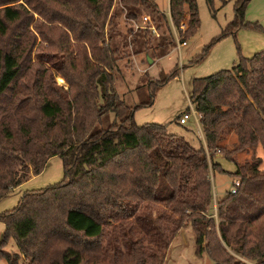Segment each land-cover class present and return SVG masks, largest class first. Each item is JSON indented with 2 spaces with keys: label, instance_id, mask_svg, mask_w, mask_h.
I'll return each mask as SVG.
<instances>
[{
  "label": "trees",
  "instance_id": "1",
  "mask_svg": "<svg viewBox=\"0 0 264 264\" xmlns=\"http://www.w3.org/2000/svg\"><path fill=\"white\" fill-rule=\"evenodd\" d=\"M247 2L236 3L220 38L249 25L242 22ZM143 13L161 34L130 27L127 41L116 29L120 18L137 21ZM172 25L180 41L196 32L195 0H169L168 15L153 0H0V200L52 157L63 169L59 181L26 190L0 213L6 264H166L171 242L188 225L195 252L212 264H247L237 255L264 264L261 158H234L264 151V51L193 79L189 101L204 138L195 146L167 124L133 122L134 109L150 105L176 70L146 79L148 99L133 108L114 87L126 56L144 51L153 60L176 47ZM111 114L114 121L100 127ZM220 156L235 168H222ZM214 170L239 180L220 200L216 220L208 214ZM10 236L18 251L2 248Z\"/></svg>",
  "mask_w": 264,
  "mask_h": 264
},
{
  "label": "rangeland",
  "instance_id": "2",
  "mask_svg": "<svg viewBox=\"0 0 264 264\" xmlns=\"http://www.w3.org/2000/svg\"><path fill=\"white\" fill-rule=\"evenodd\" d=\"M153 1L161 11L167 12L168 0ZM195 1L199 26L196 32L187 38L186 45L179 48L177 46L173 47L165 56L153 59L151 64L146 61L144 51L137 55L131 54L130 57L126 56L119 62L122 73L121 76L120 74L117 76L114 87L127 104L133 108L148 99L149 90L147 85H145L146 79L149 80L151 78L158 81L176 70V77L154 89L153 101L150 105L139 106L134 109L133 122L137 125L145 123L167 124L170 132L180 134L193 145L199 146L200 143H203V140L198 129L196 117L193 116L189 107L192 81L194 78L204 77L221 69L231 68L237 63L239 56L250 57L256 52L264 51V0H248L242 22L249 25H242L235 29L233 33L223 35L221 38L220 36L229 29L228 27L234 19V6L241 0ZM142 15L147 14L143 13ZM185 20L187 21V18ZM144 25L146 26L147 24L143 23L142 16L137 21L125 20L124 16H122L116 29L122 35H125L130 27L133 28L132 32H135L137 27L144 28ZM161 31L162 29L156 30V33L151 32L157 35L161 34ZM127 35L128 41L130 34ZM118 36L120 38L124 37ZM104 38L107 40L106 35ZM40 41L41 39L37 38V44ZM44 44L46 45V43ZM205 48L207 49L206 54L199 61H194L196 57L202 54ZM124 49L131 52V45H126ZM44 65L48 66L49 63H44ZM145 73L149 77L143 78ZM56 81L58 84H65L62 78L58 77ZM188 107L190 112L187 110ZM187 112L190 114L187 122L180 124L178 117ZM114 119V115L111 114L108 119L102 121L100 127H106ZM226 136L224 143L231 146L235 138L229 133ZM254 156L261 158L258 168L264 172V151L261 146L234 154V158L239 164L253 160ZM55 160L46 165L45 168L47 170L40 177H47V180H52L51 184L63 177V169L61 165L57 166L55 164ZM215 160L219 161L222 168L226 170L232 171L235 168L232 162L222 157H216ZM210 178L214 187L212 188V203L208 214L212 215L216 220L217 207L220 200L230 191L232 182L238 179L217 170L211 171ZM26 188H15L6 197L2 198L0 200V213L12 209L26 191ZM4 230L5 225L0 221V241ZM194 240V233L190 225L182 228L176 234L167 250L166 264H212L206 252L203 251L201 254L195 252ZM222 244L230 251V248L224 243ZM2 248L9 251H18L11 236L6 239ZM237 257L246 261L247 264H258L238 255ZM0 264H6V260L2 256H0Z\"/></svg>",
  "mask_w": 264,
  "mask_h": 264
},
{
  "label": "crops",
  "instance_id": "3",
  "mask_svg": "<svg viewBox=\"0 0 264 264\" xmlns=\"http://www.w3.org/2000/svg\"><path fill=\"white\" fill-rule=\"evenodd\" d=\"M163 12H164V11H163ZM164 13L167 14V15L169 14V0H168V8H167V12H164ZM190 105H191V104H190ZM189 107H191V106H189ZM192 109H193V107H192ZM193 111H194V109H193ZM192 114H193L194 117H196V122H197V125H198V129H199V131H200V135H201L202 140H203V143H204L203 133H202V129H201V126H200V123H199V114H198L196 111L192 112ZM186 122H187V121H186ZM186 122H185V123H186ZM185 123H183V124H185ZM54 159H56V160H55V164H56L57 166L61 165V167H62L61 159H60L59 157H56V156H55V157H52V158L47 162V164L50 163L52 160L54 161ZM46 170H47V168H45L41 173L32 176V177L29 178L26 182L22 183V184L19 185L18 187H20V188H21V187H22V188L27 187L26 190H37V189H41V188L45 187L46 185L51 184V182H53V181L50 180V179L47 180V177L40 178V177L45 173ZM225 170H226V169H225ZM227 171H231V170H227ZM18 187H16V188H18ZM28 187H29V188H28ZM213 187H214V186H213Z\"/></svg>",
  "mask_w": 264,
  "mask_h": 264
},
{
  "label": "built area",
  "instance_id": "4",
  "mask_svg": "<svg viewBox=\"0 0 264 264\" xmlns=\"http://www.w3.org/2000/svg\"><path fill=\"white\" fill-rule=\"evenodd\" d=\"M142 21H143L144 24H147L146 26L144 25L145 27H148V28H150L152 30V32H155V29H154L153 25L151 24V21H150L149 16L143 15L142 16ZM186 24H187V21L185 19L182 20V21H180L179 22V25H178V29H180V30L183 31L186 28ZM172 31H173V34H174V37H175V40H176V46H177V48L186 45V41H180L179 38L177 37V30H176V28L173 25H172ZM190 109H191V112H194L193 109H192V106L190 107ZM189 115L190 114H188V112L187 113H183L179 117V122L181 124L185 123L187 121V118L189 117ZM238 185H239V180H234L232 182V187L230 189V192L231 193L236 192V188H237Z\"/></svg>",
  "mask_w": 264,
  "mask_h": 264
},
{
  "label": "water",
  "instance_id": "5",
  "mask_svg": "<svg viewBox=\"0 0 264 264\" xmlns=\"http://www.w3.org/2000/svg\"><path fill=\"white\" fill-rule=\"evenodd\" d=\"M147 62H148L149 64H151V63L153 62V60H152L151 58L147 57Z\"/></svg>",
  "mask_w": 264,
  "mask_h": 264
}]
</instances>
